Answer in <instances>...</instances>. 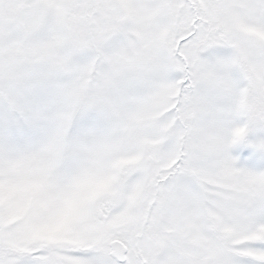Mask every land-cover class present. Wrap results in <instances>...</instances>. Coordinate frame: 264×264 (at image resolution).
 Masks as SVG:
<instances>
[{"label":"snow or ice","instance_id":"6c2138e0","mask_svg":"<svg viewBox=\"0 0 264 264\" xmlns=\"http://www.w3.org/2000/svg\"><path fill=\"white\" fill-rule=\"evenodd\" d=\"M0 264H264V0H0Z\"/></svg>","mask_w":264,"mask_h":264}]
</instances>
